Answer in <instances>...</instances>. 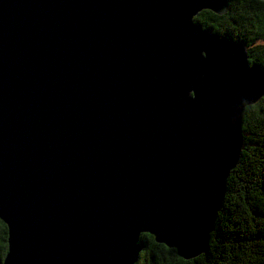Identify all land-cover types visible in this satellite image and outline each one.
Returning <instances> with one entry per match:
<instances>
[{"label":"water","instance_id":"obj_1","mask_svg":"<svg viewBox=\"0 0 264 264\" xmlns=\"http://www.w3.org/2000/svg\"><path fill=\"white\" fill-rule=\"evenodd\" d=\"M264 1V0H260ZM228 0H0L2 264L208 246L264 71L195 18Z\"/></svg>","mask_w":264,"mask_h":264},{"label":"trees","instance_id":"obj_2","mask_svg":"<svg viewBox=\"0 0 264 264\" xmlns=\"http://www.w3.org/2000/svg\"><path fill=\"white\" fill-rule=\"evenodd\" d=\"M195 22L244 44L250 65L257 64L264 71V1L228 0L224 15L202 11ZM242 133L241 157L227 179L224 203L206 251L185 261L175 250L143 234L137 264H264V97L246 108ZM7 252L8 228L0 220V264Z\"/></svg>","mask_w":264,"mask_h":264},{"label":"rangeland","instance_id":"obj_3","mask_svg":"<svg viewBox=\"0 0 264 264\" xmlns=\"http://www.w3.org/2000/svg\"><path fill=\"white\" fill-rule=\"evenodd\" d=\"M178 256V255H177ZM179 257V256H178ZM172 258H174V256H172ZM137 264V263H136Z\"/></svg>","mask_w":264,"mask_h":264}]
</instances>
